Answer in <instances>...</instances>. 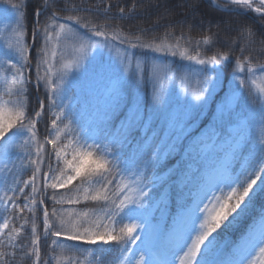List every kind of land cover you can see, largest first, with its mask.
Segmentation results:
<instances>
[{"label":"snow or ice","instance_id":"6c2138e0","mask_svg":"<svg viewBox=\"0 0 264 264\" xmlns=\"http://www.w3.org/2000/svg\"><path fill=\"white\" fill-rule=\"evenodd\" d=\"M201 3L134 0L126 10L110 0H99L92 7L71 9L94 14L95 19L103 17V23H94L88 15L61 16L43 3L35 9L30 36L22 11L25 6L11 4L15 24L0 33L5 40V47L0 48V79L4 81L0 94V264H20L21 254L31 264H50L54 256L42 259V239L50 240L53 253L62 241L75 242L77 249H113L111 264H254L251 257L257 250L264 256V206L255 203L257 196H264V85L256 82L257 73L264 78V61L259 60L264 56V0H227L223 6L209 0L210 7L223 12L246 14L243 8H247L259 14L253 24L240 23L236 29L243 47L236 40L225 41L230 51L239 48L244 62L230 51L217 50L201 58L199 52L188 55L187 49L181 50L180 40L193 39L183 27L192 25L176 17L194 16ZM137 17L151 20L149 27L137 24L130 27L132 34H125L112 23L117 18ZM157 28L165 29L164 35L177 43L146 42L135 34L148 35ZM170 28L179 29L180 35ZM214 36L218 38L219 33L201 37L195 41L196 48L213 45ZM81 40L72 49L76 55L60 71L57 65L68 45ZM116 44L124 50L122 73L113 71L105 79L102 73L90 71L98 50L111 51ZM138 52L144 61L136 59ZM169 55L195 65L189 64L182 75V69L158 63ZM221 60L226 62L223 66ZM233 61L240 71L232 72L219 115L192 136L213 94L223 87L222 68ZM134 62L135 93L129 99L123 78ZM188 77L195 81L196 103L187 98V88L183 99L178 93L173 99L165 87L176 79L184 85ZM148 79L153 82V93L150 99H142V86ZM41 124L47 130L44 145L39 139ZM256 139L259 142L246 154V146ZM64 140L72 149L70 159L58 145ZM88 159L92 164L86 168ZM169 159L175 162L161 172ZM29 167L32 175L22 179ZM37 173L42 178L40 186ZM74 181L79 183L70 191L76 195L58 201L57 190ZM81 194L92 207L86 203L85 210L75 215L71 211L60 214L55 207L50 213L44 203L50 199L53 205H79ZM254 207L258 208V225L248 226L235 240L222 239ZM37 210L42 212V234L35 223ZM99 261L103 264L102 256Z\"/></svg>","mask_w":264,"mask_h":264},{"label":"trees","instance_id":"16d2710c","mask_svg":"<svg viewBox=\"0 0 264 264\" xmlns=\"http://www.w3.org/2000/svg\"><path fill=\"white\" fill-rule=\"evenodd\" d=\"M105 2H108V0H105ZM110 2L114 5H119L122 7H125L126 10L131 7L132 3L134 0H110ZM135 2H139V0H135ZM146 3L147 0H144ZM178 2H184V0H178ZM190 2V0H188ZM23 4L25 7L22 9V11L25 12V23L29 26V36H30V29L31 25L33 24L35 20V9L43 3H47L53 6V10L57 11L61 16H68V15H80V16H85L88 15V18L91 19L94 23H103V17L99 19L94 18V14H85L83 12H74L71 11L72 8L74 7H92L95 6L99 3V0H11V3L9 0H0V19L4 16H11L13 22H15L16 19V11L11 7V4ZM217 4L219 5H226V3L221 2V1H216ZM243 8V6H240ZM63 8H67L69 10H62ZM116 9L113 8V12H115ZM177 11H182L181 9H177ZM243 13L246 14H241L240 12H223L222 10H217L209 5V0H202V3L200 5V10L194 14H187V15H178L176 19L179 20H184L187 19L188 23L192 25L190 28L185 25L183 27V32L185 33L186 36L192 37V41L188 42L186 40H180V48L181 50L187 49V54L188 55H196L197 52H199L201 58H208L211 57L212 55H215L217 50L219 51H230L229 48L226 46L225 41L227 40H236L240 47L244 46L243 41L241 40L240 33L236 30L238 25L240 23H248V24H253L254 18L258 17L259 14L255 13L254 11H251L247 8H243ZM43 19V18H42ZM154 19V18H153ZM204 20L205 22L201 24V20ZM224 21L219 24V28H217L216 24L218 21ZM208 21H211V25L208 23ZM114 25L117 27H120L122 31L125 34H132L130 32V27L135 26L137 24H141V26L148 28L151 20L148 18H140L137 17L135 19L131 20H120V19H114L112 21ZM211 29V30H210ZM168 31H175L176 36L178 37L180 35V30L179 29H168ZM165 29L163 28H157L153 32H151L148 35H143L141 33L136 32L135 34L141 35V38L145 40L146 42H151L153 39L155 40L156 44H160L161 42L164 43H177V41L171 37V36H165ZM214 33H219L218 38L216 36L213 37L215 40V43L213 45H201L198 49L196 48L195 41H198L201 39L203 36H209L213 35ZM159 37V38H156ZM113 49L120 51L124 55V50L123 48L120 47L119 44H116L113 46ZM147 51V50H145ZM259 55L258 53H256ZM161 55V54H158ZM230 55L239 58L241 62H244V57L241 56L239 48L232 49L230 51ZM136 59L138 61H144L145 56L141 55L139 52L137 53ZM151 57H149V60ZM259 60L264 61V56H259ZM160 64H167L171 65L174 69L180 68L182 69V75L188 71V66L189 64L195 65V62H190L186 58L180 57L179 55L172 57L168 56L166 60L163 61H158ZM226 62L221 60V65L223 66ZM255 63V61H254ZM143 66V65H142ZM209 67H212L209 65ZM135 69V62L133 63V67L129 69L126 77L123 79V87L127 90V95L129 96V99L131 98L132 95L135 93V86L134 83L131 79L132 72ZM240 69L235 67V61H233L232 65L228 68H222V73L226 75V77H229L232 75V72H239ZM145 75H149V69H145ZM180 79H176L175 83H169L166 84L165 87L169 90V92L173 93V99H175L176 91H177V85L179 84ZM153 82L151 79H148L146 84L142 86V91H141V98L142 99H150L152 93H153ZM4 89V81L0 79V94L3 93ZM254 89V88H253ZM256 90V88H255ZM254 91V90H253ZM33 92L35 90L33 89ZM224 93H218L212 102L210 112L208 113V116L205 117V119L202 121V124L205 123H212L214 121V115L218 116L219 111L218 109L223 105L224 101ZM7 99V97H5ZM34 99V97H33ZM120 117L117 118V120ZM40 128L39 132V139L41 145H44V139L47 135V130L46 127L41 124L38 125ZM71 139V137H69ZM68 140H64L62 143L58 142L59 147H64L65 150L68 149L67 147ZM46 148L50 149V146H45ZM251 145H247L246 148L250 149ZM59 150V148H58ZM252 151L247 150L246 154L251 153ZM47 157V153H46ZM175 162V161H174ZM172 162V163H174ZM26 163V162H25ZM171 162H167L166 166L164 168L166 169L167 166L172 164ZM30 175H32V169L29 167L24 170L22 173V179H27ZM40 177V173H37V179ZM79 181H74L73 185H69L65 189H58V195H57V200L64 199L65 201L68 198L74 197L76 193L74 191H70V189H73L76 184H78ZM27 191V190H26ZM49 194H51V190H49ZM44 203L47 205L49 212L51 213L52 208L55 207L60 214L67 215L68 212H72L73 215L76 213L82 212L85 210V204L88 202H85L82 198L81 194V203L79 205H70L67 203H56L53 205L52 201L50 199H45ZM256 205L260 204L264 206V196H257L256 198ZM88 207L91 208L92 204L88 203ZM255 208V207H254ZM254 208L251 210V212L240 222L238 227L229 230L224 236L222 235V239L224 240H235L237 238V235L242 231V227L245 220L249 218L251 213L253 212ZM26 216H28V212L26 210L25 213ZM42 212L37 210L36 212V218H35V223L37 225L38 231L41 232L42 234ZM17 227H19V223L17 224ZM26 242V241H25ZM75 242L73 244L65 243L62 242L61 244H58L55 248V252H51L50 249V240H43L41 242V255L43 260H48L49 256L52 255L54 256V259L50 261V264H55L59 260H65L67 259L70 263H76V264H100L99 258L102 256L103 257V264H111L113 260V254L114 250L113 249H102V250H94L93 248H80L77 249L74 247ZM18 260L20 261V264H31L30 261H28L23 255L21 254L18 256Z\"/></svg>","mask_w":264,"mask_h":264},{"label":"rangeland","instance_id":"374dc122","mask_svg":"<svg viewBox=\"0 0 264 264\" xmlns=\"http://www.w3.org/2000/svg\"><path fill=\"white\" fill-rule=\"evenodd\" d=\"M216 1H218V0H216ZM14 24H15V22H13L11 16L2 17L0 19V33H4L6 31V26H8V25L14 26ZM82 42H84V41L83 40L74 41L68 45V50L65 52V54L62 57H60V63L57 65V67L60 71L63 72L64 71L63 64L65 62L70 61L76 55V53L72 49L78 48L79 44ZM4 47H5V40L3 38H0V48H4ZM88 52H90V50H88ZM88 52L84 53V55H87ZM121 56H123V53L120 51H117L115 49H112L111 51H109L108 49L101 48L98 50L97 55H96L95 59L93 60L92 64L89 65V69H90V71L95 70L97 73H102V75L105 79H107L113 71H120L122 73V70L125 67V65L120 64V57ZM55 70L56 69H54V71ZM75 70L76 69H71L70 72H74ZM126 75H124V78L126 77ZM33 77H34V73H33ZM232 78H233L232 75H230L229 77H226V75L222 73L223 87L221 89H218L217 92L213 94L211 100L209 101L208 106L204 110L205 115H204L203 119L200 121L199 127L196 128L191 133L192 136L199 135L200 131L205 127V125H209L208 123H206V121H205V123L202 124V121L205 119L206 116H208L212 102L214 101L216 95L218 93L219 94L222 93L223 91H225V93L229 92V89H230L229 81L232 80ZM256 82L259 85H264V78H262V74L257 73ZM176 88H177L176 94L177 93L180 94L182 99L184 98L183 89L187 88L188 89L187 98L192 100L193 103H196L195 98L192 94L196 90V86H195V81L191 77H188V79L186 80L184 85H181V83L179 82V84L177 85ZM253 90H254L253 91L254 93L257 91V90H255V88ZM225 93H224V97H225ZM258 142H259L258 139H256L253 143L248 144L249 146L251 145V147H250V149L246 148V152H247V150L253 151L255 144H257ZM17 143H18V141H17ZM25 150H27V149H25ZM83 150L88 151L89 149L84 148ZM65 151H67L69 153L68 158L70 159L72 149L68 147V149ZM93 158H95V157H93ZM13 159H16V157L13 156ZM174 161H175L174 159L168 160V162H171V163ZM20 162H21L20 160H17V163H20ZM91 164H92V159H88L85 161V167L86 168L88 166H90ZM164 170H165V168L163 167L161 169V172H163ZM41 179H42L41 176L38 177V179H37L38 186H40V184H41ZM257 206H262V205L258 204ZM2 207L3 206L0 205V208H2ZM156 215L159 216V213L157 212ZM245 221L246 222H244L242 230H246L248 226H250L254 223H256L258 225L259 216H258V208L257 207L254 208V210L251 213V215L249 216V218H247ZM227 232L223 233L222 235L224 236V234H226ZM251 259L254 260V264H264V256H259L258 250H257V253H254V255H253V257H251ZM55 264H76V263H70L67 259H65V260H59Z\"/></svg>","mask_w":264,"mask_h":264},{"label":"water","instance_id":"95a60500","mask_svg":"<svg viewBox=\"0 0 264 264\" xmlns=\"http://www.w3.org/2000/svg\"><path fill=\"white\" fill-rule=\"evenodd\" d=\"M218 1H221V2L227 3V0H218Z\"/></svg>","mask_w":264,"mask_h":264}]
</instances>
